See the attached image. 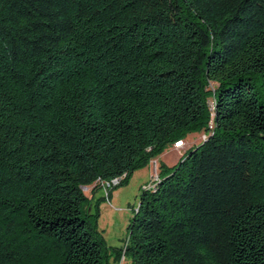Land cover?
<instances>
[{
  "label": "trees",
  "instance_id": "obj_1",
  "mask_svg": "<svg viewBox=\"0 0 264 264\" xmlns=\"http://www.w3.org/2000/svg\"><path fill=\"white\" fill-rule=\"evenodd\" d=\"M202 129L109 253L95 193ZM110 256L264 264V0H0V264Z\"/></svg>",
  "mask_w": 264,
  "mask_h": 264
},
{
  "label": "rangeland",
  "instance_id": "obj_2",
  "mask_svg": "<svg viewBox=\"0 0 264 264\" xmlns=\"http://www.w3.org/2000/svg\"><path fill=\"white\" fill-rule=\"evenodd\" d=\"M212 121L213 119L211 118V125ZM204 134L203 129L192 131L185 135L181 143L180 141L175 142L181 145L178 146L175 143L168 145L162 152L150 158L147 163L133 170L125 183L112 188L109 197H106L108 187L117 184H111L110 186L104 184L102 189L95 193L93 201L98 199V215L94 219V227L103 238L109 253L113 254L114 249L125 246L127 241V226L133 215L132 210L139 202L143 187H148L150 182L154 180L158 173L159 165L161 163L173 164L176 162L178 158V151L176 149L183 147L184 141L186 146L188 144L197 145L201 143L205 137ZM184 152L183 150L179 156ZM83 190L87 196H91V188L85 187ZM110 263L113 264L111 256Z\"/></svg>",
  "mask_w": 264,
  "mask_h": 264
},
{
  "label": "crops",
  "instance_id": "obj_3",
  "mask_svg": "<svg viewBox=\"0 0 264 264\" xmlns=\"http://www.w3.org/2000/svg\"><path fill=\"white\" fill-rule=\"evenodd\" d=\"M191 145H193V144H191ZM190 144H188L187 146H186V143H185V141L183 142V147H181V148H177L176 150L178 151V158L176 159V162L178 161V159L180 158V153L184 150H186L187 148H189L190 146H191ZM182 149V150H181ZM165 154V153H164ZM176 162H174L173 164H175ZM167 164V163H166ZM173 164H167V165H173Z\"/></svg>",
  "mask_w": 264,
  "mask_h": 264
},
{
  "label": "built area",
  "instance_id": "obj_4",
  "mask_svg": "<svg viewBox=\"0 0 264 264\" xmlns=\"http://www.w3.org/2000/svg\"><path fill=\"white\" fill-rule=\"evenodd\" d=\"M180 143H181V141H180ZM175 144H176V145H178V146H179V145H181V144H179V143H175ZM156 179H157V174H156V176H155L154 180H156ZM154 180H153V181H154ZM153 181H151V182L153 183ZM151 182H150V185H148V187H146V188H149V187H151V185H152V183H151ZM106 185H109V184H107V183H106ZM106 195H107V194H106Z\"/></svg>",
  "mask_w": 264,
  "mask_h": 264
},
{
  "label": "bare ground",
  "instance_id": "obj_5",
  "mask_svg": "<svg viewBox=\"0 0 264 264\" xmlns=\"http://www.w3.org/2000/svg\"><path fill=\"white\" fill-rule=\"evenodd\" d=\"M153 183H154V182H153ZM153 183H152L151 187L153 186ZM114 184H116V183H114Z\"/></svg>",
  "mask_w": 264,
  "mask_h": 264
}]
</instances>
